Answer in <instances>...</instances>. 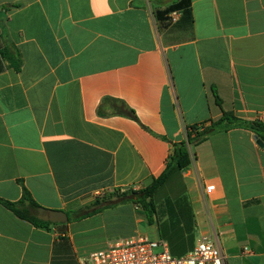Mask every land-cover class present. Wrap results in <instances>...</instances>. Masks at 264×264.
Returning <instances> with one entry per match:
<instances>
[{
  "label": "crops",
  "instance_id": "0c3cea01",
  "mask_svg": "<svg viewBox=\"0 0 264 264\" xmlns=\"http://www.w3.org/2000/svg\"><path fill=\"white\" fill-rule=\"evenodd\" d=\"M179 1L0 0V198L19 201L23 183L69 218L37 227L0 204V264H90L136 236L175 258L210 237L228 264H264V146L249 130L192 148L155 193L152 223L122 199L161 176L192 127L223 112L264 122V0L162 14ZM96 201L111 206L79 219Z\"/></svg>",
  "mask_w": 264,
  "mask_h": 264
},
{
  "label": "trees",
  "instance_id": "16d2710c",
  "mask_svg": "<svg viewBox=\"0 0 264 264\" xmlns=\"http://www.w3.org/2000/svg\"><path fill=\"white\" fill-rule=\"evenodd\" d=\"M191 5V0H180L175 3L173 6L168 8L162 14H167L172 10H180L188 8ZM216 94V93H215ZM216 101L221 105V100L218 95H215ZM106 101L113 104V114L124 115L132 119H137L136 113L132 110L126 103L116 100V99H106ZM233 128H242L253 132L259 139L264 143V122L261 121H249L238 118L232 112H223V115L220 119L216 121H211L208 126H194L192 127L187 136V140L181 143L174 144L173 154L170 158L169 163L165 171L161 174L160 177L154 180V182L147 188L134 191L127 199V196L124 195L122 199L131 200L136 205L141 207L149 221L152 223L153 216L155 214V203L154 196L157 190L163 186L168 180L170 174L174 170H184L190 166L192 162L191 149L198 146L199 144L207 141L212 136L217 134L228 132ZM23 194L22 198L19 201H9L0 198V204L5 208L13 212L18 218L26 220L37 227L47 228L52 225V222H46L38 218V210L41 206L35 201L31 192L26 188L22 183ZM95 207H100V203L96 201L93 205ZM111 205H105L103 207L97 208L89 213L83 214L80 218L90 216L101 211L104 208H108Z\"/></svg>",
  "mask_w": 264,
  "mask_h": 264
},
{
  "label": "built area",
  "instance_id": "2783aa9c",
  "mask_svg": "<svg viewBox=\"0 0 264 264\" xmlns=\"http://www.w3.org/2000/svg\"><path fill=\"white\" fill-rule=\"evenodd\" d=\"M179 15L174 13L173 21ZM215 191V186L206 187L208 195ZM106 191L98 193L105 196ZM248 251V249H245ZM90 264H228L217 243L210 237H203L192 253L175 258L170 254L164 241H155L147 236H136L119 240L106 248L90 253Z\"/></svg>",
  "mask_w": 264,
  "mask_h": 264
},
{
  "label": "water",
  "instance_id": "95a60500",
  "mask_svg": "<svg viewBox=\"0 0 264 264\" xmlns=\"http://www.w3.org/2000/svg\"><path fill=\"white\" fill-rule=\"evenodd\" d=\"M259 145L264 146V143L259 140ZM39 216L38 218L40 220L46 221V222H52V223H64L69 220L68 215L63 211H57V210H47L43 207H41L39 210Z\"/></svg>",
  "mask_w": 264,
  "mask_h": 264
},
{
  "label": "rangeland",
  "instance_id": "374dc122",
  "mask_svg": "<svg viewBox=\"0 0 264 264\" xmlns=\"http://www.w3.org/2000/svg\"><path fill=\"white\" fill-rule=\"evenodd\" d=\"M164 194H163V192H161L160 194H159V198H158V200H162L164 197H165V195L163 196Z\"/></svg>",
  "mask_w": 264,
  "mask_h": 264
}]
</instances>
